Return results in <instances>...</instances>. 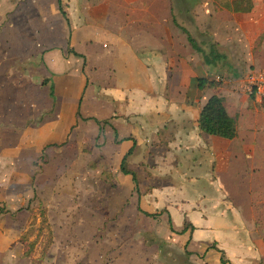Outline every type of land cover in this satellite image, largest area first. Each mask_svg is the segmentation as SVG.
I'll list each match as a JSON object with an SVG mask.
<instances>
[{
    "label": "crops",
    "instance_id": "crops-1",
    "mask_svg": "<svg viewBox=\"0 0 264 264\" xmlns=\"http://www.w3.org/2000/svg\"><path fill=\"white\" fill-rule=\"evenodd\" d=\"M242 1L61 0L63 16L58 0H0V98L12 99L5 107L48 113L36 128L19 122L23 140L33 135L40 152L72 136L96 143L100 162L115 164L107 208L154 215L148 219L170 226V237L193 254L210 255L214 245L219 256L230 247L260 261L264 98L248 92L244 76L264 73V0L235 11ZM187 34L204 53L215 45L223 57L205 64ZM199 78L220 84L201 91ZM213 95L236 120L232 140L198 128ZM96 226L85 236L94 241L85 264H102L105 237ZM0 237L2 264H31L21 239Z\"/></svg>",
    "mask_w": 264,
    "mask_h": 264
},
{
    "label": "rangeland",
    "instance_id": "rangeland-1",
    "mask_svg": "<svg viewBox=\"0 0 264 264\" xmlns=\"http://www.w3.org/2000/svg\"><path fill=\"white\" fill-rule=\"evenodd\" d=\"M42 98L40 94L39 100ZM0 102V234L9 241L17 238L15 243L26 238L24 248L36 241L31 264H41L49 254V264L90 261L87 257L94 241L85 236L95 225L96 232L105 237L97 242L102 245L103 255L98 259L102 264H264V258L257 261L233 255L230 247L221 256L219 250L213 251L214 245L210 255L193 254L178 236L170 237V226L166 228L137 210L134 215L133 209L107 208L113 195L108 182L112 183L115 164L100 162L96 143L88 140L80 145L72 136L70 142L46 146L40 152L33 135L23 140L20 123L24 128H36L48 113L33 115L27 106L21 112L15 105L5 107L3 103L12 102L7 97ZM101 172L110 177H102ZM133 220L135 226L128 224ZM113 235L121 240H112ZM6 243L0 237V250Z\"/></svg>",
    "mask_w": 264,
    "mask_h": 264
},
{
    "label": "trees",
    "instance_id": "trees-1",
    "mask_svg": "<svg viewBox=\"0 0 264 264\" xmlns=\"http://www.w3.org/2000/svg\"><path fill=\"white\" fill-rule=\"evenodd\" d=\"M250 0H245L242 2H234V10L235 11H249L250 6H247L246 8H241V6ZM58 3L60 5V11L65 16V14L62 11L61 7V0H58ZM249 4V3H248ZM188 41L192 45V47L199 53L203 55L204 63L207 65L216 64L218 60L223 57L222 55H219L215 50V45L209 50V52H205L201 50L198 45L195 43V41L188 35ZM74 55H77L73 53ZM219 82L215 80H209L206 78H199L198 80V88L199 90H205L206 88L209 89H217L219 86ZM198 128L201 132L216 136L219 138H223L226 140H232L235 137L236 134V120L232 117H230L224 107L223 99L219 96L213 95L209 98L207 103L203 106L198 120ZM121 172L124 174H128L129 171L125 168V160L121 163ZM133 180L135 181V177L133 175ZM147 217H153L154 215L146 214ZM186 229V227H185ZM26 238L22 239L21 242L25 243ZM36 241H33L30 243L28 248H25L24 250V257H30L32 255V249L34 248Z\"/></svg>",
    "mask_w": 264,
    "mask_h": 264
},
{
    "label": "built area",
    "instance_id": "built-area-1",
    "mask_svg": "<svg viewBox=\"0 0 264 264\" xmlns=\"http://www.w3.org/2000/svg\"><path fill=\"white\" fill-rule=\"evenodd\" d=\"M244 84H246L248 92L254 94L258 98H264V73L251 71L245 74Z\"/></svg>",
    "mask_w": 264,
    "mask_h": 264
}]
</instances>
